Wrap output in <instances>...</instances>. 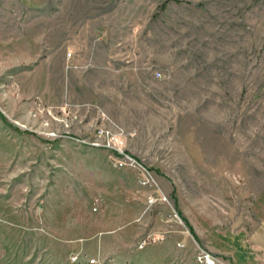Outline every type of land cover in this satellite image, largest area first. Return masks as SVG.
Wrapping results in <instances>:
<instances>
[{"label": "rangeland", "instance_id": "1", "mask_svg": "<svg viewBox=\"0 0 264 264\" xmlns=\"http://www.w3.org/2000/svg\"><path fill=\"white\" fill-rule=\"evenodd\" d=\"M99 122L135 165L72 138ZM197 245L264 264V0H0V264H197Z\"/></svg>", "mask_w": 264, "mask_h": 264}, {"label": "built area", "instance_id": "2", "mask_svg": "<svg viewBox=\"0 0 264 264\" xmlns=\"http://www.w3.org/2000/svg\"><path fill=\"white\" fill-rule=\"evenodd\" d=\"M62 111H65L64 108H62ZM48 134H50L51 136L58 135L54 130H51L50 132H48ZM72 138H74L78 142L86 143L91 146H102L109 148L114 153L111 163L116 167H121L124 165H135L137 163L129 153L123 150L122 129L120 127L114 129V126L110 124L99 122L93 126L91 136H74ZM137 168V183L142 186L149 184L150 179H152L150 172L141 164H138ZM161 199H165L164 195L161 194L160 196H158L153 191H149L145 196V203L147 205H151L156 200ZM153 239L154 238L152 236L145 235L138 240L137 247L141 248ZM176 244L181 245L179 242H177ZM81 256V253H72L70 254L69 258L73 262H82ZM193 257L197 264H218L216 257L208 249L202 246L197 245ZM84 261L86 262V264H106L103 258H99L97 256L86 257L84 258Z\"/></svg>", "mask_w": 264, "mask_h": 264}, {"label": "crops", "instance_id": "3", "mask_svg": "<svg viewBox=\"0 0 264 264\" xmlns=\"http://www.w3.org/2000/svg\"><path fill=\"white\" fill-rule=\"evenodd\" d=\"M166 216L167 217H165V220L168 221V224H170V226L172 227V229H168L167 230V228L165 227V225L164 224H161V223H160V226L162 228L161 227L160 228L162 229L161 230L162 231L161 234H168V239L166 240V245H167V250H168V253L167 254H172V253H174L177 250V248H176L177 244L176 243L179 242L178 241L179 235H174V234H185V232L179 226H177L174 222H169V221H171V217H169L168 215H166ZM187 222H188V224L192 228V234L193 233L196 234L195 231H194V229H193V226L190 224L189 221H187ZM137 251H141L140 255L142 256L144 254L145 249L142 250V249H138L137 248ZM143 256H145V255H143ZM141 262H143V263H138V262L134 263L133 262L132 264H146L147 263V261H144V259H141ZM152 263H153V260L152 259H149V261H148L147 264H152Z\"/></svg>", "mask_w": 264, "mask_h": 264}, {"label": "trees", "instance_id": "4", "mask_svg": "<svg viewBox=\"0 0 264 264\" xmlns=\"http://www.w3.org/2000/svg\"><path fill=\"white\" fill-rule=\"evenodd\" d=\"M181 218L184 220L185 224L188 226L189 231L192 232V228H191V226L188 224V222L184 219V217H181Z\"/></svg>", "mask_w": 264, "mask_h": 264}]
</instances>
